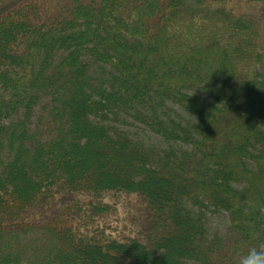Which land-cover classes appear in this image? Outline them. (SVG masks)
Listing matches in <instances>:
<instances>
[{
	"label": "trees",
	"instance_id": "trees-1",
	"mask_svg": "<svg viewBox=\"0 0 264 264\" xmlns=\"http://www.w3.org/2000/svg\"><path fill=\"white\" fill-rule=\"evenodd\" d=\"M0 2V264H236L264 240V0Z\"/></svg>",
	"mask_w": 264,
	"mask_h": 264
},
{
	"label": "rangeland",
	"instance_id": "rangeland-1",
	"mask_svg": "<svg viewBox=\"0 0 264 264\" xmlns=\"http://www.w3.org/2000/svg\"><path fill=\"white\" fill-rule=\"evenodd\" d=\"M11 1H17V0H10ZM2 3L0 2V8ZM5 5V3H4ZM4 7V6H3ZM62 57L61 54H57L54 59V63L58 62L60 58ZM46 102V101H45ZM44 102V104H45ZM44 104H42L44 106ZM49 103L46 104V111L50 109ZM36 112V111H35ZM39 116V115H38ZM38 116L33 117V124H36ZM49 123L48 120L41 119L40 120V126L42 127V131L48 132L50 131V126L46 123ZM130 124H127L126 127H121L123 129H126L129 135L132 137H136L139 139L144 140L148 144H153L157 146L158 148H163L166 146V142H164L159 136L154 135L153 133H150V131L147 129V127L141 123H137L134 120H129ZM181 147V145H180ZM0 155L4 156V153L0 151ZM133 201H135L133 203ZM138 205V200L135 198L130 197V200L128 203H122L117 205L116 213L110 214L106 217L107 223L111 227H117L118 231L124 232V234H128L127 229L124 228V222L125 223H131L133 225L136 224V219L142 216L143 209H139L140 206ZM136 207V208H135ZM134 214V215H133ZM207 218V232L209 235L212 234H223L227 230L228 227V221L227 217L224 214L216 213V214H206ZM136 217L135 219H133Z\"/></svg>",
	"mask_w": 264,
	"mask_h": 264
},
{
	"label": "clouds",
	"instance_id": "clouds-1",
	"mask_svg": "<svg viewBox=\"0 0 264 264\" xmlns=\"http://www.w3.org/2000/svg\"><path fill=\"white\" fill-rule=\"evenodd\" d=\"M236 264H264V240H258L255 246L248 248Z\"/></svg>",
	"mask_w": 264,
	"mask_h": 264
}]
</instances>
